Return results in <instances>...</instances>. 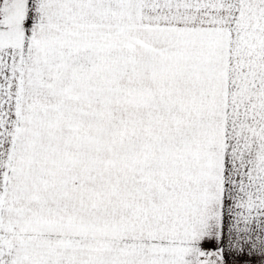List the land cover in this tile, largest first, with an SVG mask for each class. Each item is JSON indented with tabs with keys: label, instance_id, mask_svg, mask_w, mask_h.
I'll return each mask as SVG.
<instances>
[{
	"label": "snow or ice",
	"instance_id": "6c2138e0",
	"mask_svg": "<svg viewBox=\"0 0 264 264\" xmlns=\"http://www.w3.org/2000/svg\"><path fill=\"white\" fill-rule=\"evenodd\" d=\"M0 264H264V0H0Z\"/></svg>",
	"mask_w": 264,
	"mask_h": 264
}]
</instances>
